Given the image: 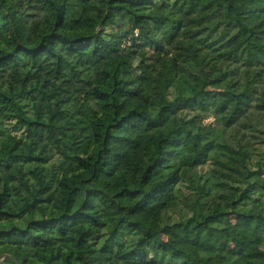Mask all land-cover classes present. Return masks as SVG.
Segmentation results:
<instances>
[{
  "label": "trees",
  "instance_id": "trees-1",
  "mask_svg": "<svg viewBox=\"0 0 264 264\" xmlns=\"http://www.w3.org/2000/svg\"><path fill=\"white\" fill-rule=\"evenodd\" d=\"M263 242L257 0H0V264H264Z\"/></svg>",
  "mask_w": 264,
  "mask_h": 264
},
{
  "label": "rangeland",
  "instance_id": "rangeland-1",
  "mask_svg": "<svg viewBox=\"0 0 264 264\" xmlns=\"http://www.w3.org/2000/svg\"><path fill=\"white\" fill-rule=\"evenodd\" d=\"M257 3L260 6L264 7V0H257ZM31 11H36V7H33L32 9H30L29 12H31ZM238 38L240 40H242L243 36H241V37L239 36ZM123 45H129V39H127V40L125 39L123 41ZM197 59L199 61H201V59H202V54L201 53L198 54V58ZM206 74H207V77H208V82L204 86V88L206 90H223V89H225V87L227 85V82L224 80V78L222 77L221 73L219 72V70L216 67H211V66L206 67ZM253 96H254L253 93H249L247 98L244 100L243 105H244L245 109H247L248 103L250 102V100H252ZM83 108L85 110H87L88 112H91V113L94 110H96V106H95V103L93 101L84 102ZM255 118L256 117L254 116L253 123H256V121H257V119H255ZM202 122H203L204 125H212L213 122H214V119H213V117H208L206 119H203ZM160 132H162V133L171 132L174 135H180V131H179V116L178 115H171L167 119L165 125L161 128ZM246 133H247L246 130L243 129V127H242L241 135H245ZM246 138H247V136H246ZM235 222L242 223V221H240V220H235ZM163 238L164 239L171 238L170 232H165L163 234ZM261 247L264 248V242L262 243Z\"/></svg>",
  "mask_w": 264,
  "mask_h": 264
}]
</instances>
